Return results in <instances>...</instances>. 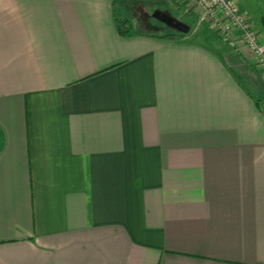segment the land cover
<instances>
[{
    "label": "crops",
    "instance_id": "obj_1",
    "mask_svg": "<svg viewBox=\"0 0 264 264\" xmlns=\"http://www.w3.org/2000/svg\"><path fill=\"white\" fill-rule=\"evenodd\" d=\"M172 4L0 0V264H264V83Z\"/></svg>",
    "mask_w": 264,
    "mask_h": 264
},
{
    "label": "built area",
    "instance_id": "obj_2",
    "mask_svg": "<svg viewBox=\"0 0 264 264\" xmlns=\"http://www.w3.org/2000/svg\"><path fill=\"white\" fill-rule=\"evenodd\" d=\"M195 2L200 6L198 12L204 16V19L213 16L215 22L218 20L215 12L220 11L226 19V24L222 29L218 26L216 28L226 39L235 38L240 42V47L245 50L248 59L250 58L251 63L261 70L264 77V41L259 40L258 37L262 36L264 39V35L255 32L251 27L250 17L243 13L240 5L235 0H195ZM260 107L264 110V100L261 101Z\"/></svg>",
    "mask_w": 264,
    "mask_h": 264
},
{
    "label": "rangeland",
    "instance_id": "obj_3",
    "mask_svg": "<svg viewBox=\"0 0 264 264\" xmlns=\"http://www.w3.org/2000/svg\"><path fill=\"white\" fill-rule=\"evenodd\" d=\"M235 1H237L238 2V4H239V1L240 0H235ZM252 2L253 3H256V5L257 4H262V5H264V0H252ZM196 3V10L195 11H192V10H189V9H185V12L187 13V15H185V14H183V13H181V11L179 10V9H177L173 4L172 5H170L169 6V9H170V11H171V14L175 17V18H177L178 20H180L181 22H183V23H191L193 20L197 23V25H196V27H198V26H200V25H202V23H206L205 22V19H204V16L201 14V13H199L198 11L201 9L200 8V6L197 4V2H195ZM157 6L158 7H161L162 5L161 4H157ZM154 13H155V10L153 11V13H152V15L154 16ZM215 15L216 16H218V20L217 21H213V19L215 20V18L212 16H209L208 18H207V22L209 21H211L210 23H212L213 22V25H215V27H217L218 26V28L220 27V29H222L223 28V25L224 24H226V19L221 15V13H220V11H216L215 12ZM154 19V18H153ZM212 19V20H211ZM159 20H160V18H159ZM155 21H157L158 22V20H156L155 19ZM252 22H253V19H251V17H250V24H251V27L254 29V27H253V25H252ZM159 24V23H158ZM164 25V24H163ZM192 27V29L195 27V25L193 26H191ZM168 29V28H167ZM255 30V29H254ZM164 31H166V30H164ZM162 32V31H161ZM256 32V31H255ZM223 35V34H222ZM259 37V40H261V41H264V39H263V37L262 36H258ZM226 39V38H225ZM238 39V38H237ZM233 40H234V38H233ZM246 59V58H245ZM247 60V59H246ZM247 62L249 63V66H251V67H253L254 68V70H256V72H257V74L259 75V77H260V79L263 81V83H264V77H263V74H262V72H260L261 70H259V68L258 67H256V65H254V64H252L251 63V61H250V58L247 60ZM262 100H264V99H260V100H258L259 101V107H260V103H261V101ZM260 109H261V107H260ZM264 111V110H263Z\"/></svg>",
    "mask_w": 264,
    "mask_h": 264
},
{
    "label": "water",
    "instance_id": "obj_4",
    "mask_svg": "<svg viewBox=\"0 0 264 264\" xmlns=\"http://www.w3.org/2000/svg\"><path fill=\"white\" fill-rule=\"evenodd\" d=\"M159 18H161L163 21H165L169 26L177 29L178 31L182 32V33H187L190 30V26L187 25L186 23L181 22L180 20H178L177 18L165 14V13H158Z\"/></svg>",
    "mask_w": 264,
    "mask_h": 264
},
{
    "label": "trees",
    "instance_id": "obj_5",
    "mask_svg": "<svg viewBox=\"0 0 264 264\" xmlns=\"http://www.w3.org/2000/svg\"><path fill=\"white\" fill-rule=\"evenodd\" d=\"M261 20H262V23L264 26V15H262ZM116 22H117V28H118V31L120 34L129 35L132 32L131 24L129 23V21L126 18H124L120 15H117L116 16Z\"/></svg>",
    "mask_w": 264,
    "mask_h": 264
}]
</instances>
